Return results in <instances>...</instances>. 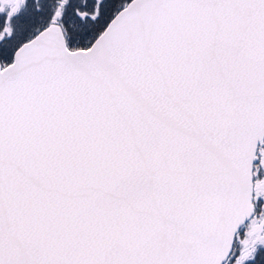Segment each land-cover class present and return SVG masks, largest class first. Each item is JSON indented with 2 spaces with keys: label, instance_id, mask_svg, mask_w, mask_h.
Returning a JSON list of instances; mask_svg holds the SVG:
<instances>
[{
  "label": "snow or ice",
  "instance_id": "obj_1",
  "mask_svg": "<svg viewBox=\"0 0 264 264\" xmlns=\"http://www.w3.org/2000/svg\"><path fill=\"white\" fill-rule=\"evenodd\" d=\"M0 264H264V0H0Z\"/></svg>",
  "mask_w": 264,
  "mask_h": 264
}]
</instances>
